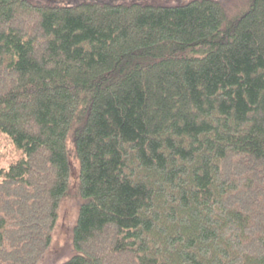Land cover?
<instances>
[{"label":"trees","instance_id":"obj_1","mask_svg":"<svg viewBox=\"0 0 264 264\" xmlns=\"http://www.w3.org/2000/svg\"><path fill=\"white\" fill-rule=\"evenodd\" d=\"M0 264H264V0H0ZM4 159V160H5Z\"/></svg>","mask_w":264,"mask_h":264},{"label":"rangeland","instance_id":"obj_2","mask_svg":"<svg viewBox=\"0 0 264 264\" xmlns=\"http://www.w3.org/2000/svg\"><path fill=\"white\" fill-rule=\"evenodd\" d=\"M113 4L124 5V4H142L150 5L154 7L158 6H178L180 4H188L194 0H109ZM226 6L231 13L237 14V11L244 8L248 0H216ZM70 151V162H71V185L70 194L64 201L63 208L61 210V218L57 223V228L54 234V240L50 247V250L45 255L41 264H62L67 261L75 252L72 247V231L75 226V222L78 216V210L81 202L78 197V182L80 168L77 158L74 156L75 148L72 141L68 142ZM11 148L6 140L0 137V164L6 165V160L3 157H12ZM8 161V160H7Z\"/></svg>","mask_w":264,"mask_h":264}]
</instances>
